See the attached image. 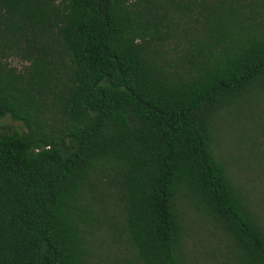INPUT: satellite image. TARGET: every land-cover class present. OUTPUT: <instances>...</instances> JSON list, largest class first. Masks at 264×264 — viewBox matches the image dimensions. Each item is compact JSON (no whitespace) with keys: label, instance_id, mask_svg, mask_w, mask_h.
<instances>
[{"label":"trees","instance_id":"trees-1","mask_svg":"<svg viewBox=\"0 0 264 264\" xmlns=\"http://www.w3.org/2000/svg\"><path fill=\"white\" fill-rule=\"evenodd\" d=\"M262 96L264 0H0V264H92L113 206L133 264H188L185 203L264 264L214 148Z\"/></svg>","mask_w":264,"mask_h":264},{"label":"rangeland","instance_id":"rangeland-1","mask_svg":"<svg viewBox=\"0 0 264 264\" xmlns=\"http://www.w3.org/2000/svg\"><path fill=\"white\" fill-rule=\"evenodd\" d=\"M18 69L22 64L12 60ZM25 128L10 118L0 119V134ZM215 152L228 168L235 185L244 193L250 211L264 227V96L239 112H222L215 127ZM184 225L183 251L188 264H236L231 241L211 219L185 203L181 207ZM102 226L92 238V264H133V248L110 224L122 217L113 206L100 213Z\"/></svg>","mask_w":264,"mask_h":264}]
</instances>
